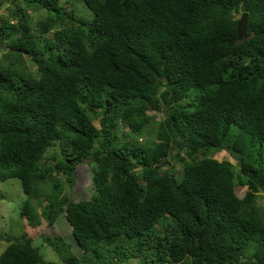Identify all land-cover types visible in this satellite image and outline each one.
Instances as JSON below:
<instances>
[{
    "label": "trees",
    "instance_id": "trees-1",
    "mask_svg": "<svg viewBox=\"0 0 264 264\" xmlns=\"http://www.w3.org/2000/svg\"><path fill=\"white\" fill-rule=\"evenodd\" d=\"M8 1L0 180L19 179L20 214L51 227L40 239L67 264H264L255 200L264 190V0H70L68 11L69 0ZM32 10L44 15L29 23ZM243 12L247 37L238 41ZM56 143L58 154L46 155ZM221 150L235 164L208 154ZM169 160L176 175L158 171ZM85 161L91 194L72 198ZM234 183L246 186L240 198ZM58 214L78 257L55 235ZM0 264L56 263L21 234Z\"/></svg>",
    "mask_w": 264,
    "mask_h": 264
},
{
    "label": "rangeland",
    "instance_id": "rangeland-1",
    "mask_svg": "<svg viewBox=\"0 0 264 264\" xmlns=\"http://www.w3.org/2000/svg\"><path fill=\"white\" fill-rule=\"evenodd\" d=\"M70 0L65 5L66 11L69 10ZM10 2L7 0L5 1L1 8H0V16L3 18H9L11 23L15 22V17L13 15V11L9 7ZM74 8L78 10L77 12L83 17L90 15V11L84 7V4L81 2H76L74 4ZM30 20L29 23L36 22L42 15H44L43 11L41 10H32L29 11ZM3 50L0 51V54ZM27 65L28 70L35 71V64L30 62L29 60L25 62ZM163 109L160 107L158 109H154L153 107L150 109L149 114L154 116L155 122L163 118ZM94 125H98V121H93ZM127 130L125 126H119L116 128V132L119 134L120 132ZM154 131L150 129L149 137L152 138ZM152 134V135H151ZM147 135H143L138 138L140 142H143L144 138H147ZM172 149L170 151V155L174 153V146H170ZM59 150V143H56L54 146L50 147L46 151V155L50 154H58ZM210 156L218 159H227L231 163L235 164V160L229 155L226 151H219V152H209ZM91 165L90 162H82L78 164V168L76 170V178L74 179L73 184L67 188L70 197L75 198H85L91 194L90 188V177H91ZM172 168L174 174L178 170V164H174L172 160L167 161L163 166L159 167L158 171H162L166 168ZM161 173V172H158ZM142 184L143 182L140 181ZM233 191L237 197H242L244 192L246 191V186L239 183H234ZM26 200V196L23 193L20 181L16 177H8L3 180H0V251L8 244L10 241L17 240L20 235H23V239L25 241L30 242L34 246H36L45 261H53L56 264H67L63 262L55 251L46 245L40 237L42 234L48 231L51 227L48 226L42 218H40L37 225L31 224L28 222L27 217L25 215L20 214V210L22 204ZM257 206H264V190L258 192V196L255 198ZM52 227L55 228V235L58 236L60 239L67 242L71 248V251L75 254V256L81 255V249L76 245V242L71 234V226L67 224L64 219L63 214H58L55 221L52 224ZM49 233V232H48ZM118 239H115L110 244L103 245L104 250H108L113 247L114 244L118 242ZM118 244V243H117ZM109 253V252H108ZM92 256V255H91ZM142 262L141 258L137 259H129L125 262L118 263V264H139Z\"/></svg>",
    "mask_w": 264,
    "mask_h": 264
},
{
    "label": "water",
    "instance_id": "water-1",
    "mask_svg": "<svg viewBox=\"0 0 264 264\" xmlns=\"http://www.w3.org/2000/svg\"><path fill=\"white\" fill-rule=\"evenodd\" d=\"M235 29H236V39L238 41L245 39L247 37V34H246V14L244 12L241 13L239 18L237 19Z\"/></svg>",
    "mask_w": 264,
    "mask_h": 264
},
{
    "label": "clouds",
    "instance_id": "clouds-1",
    "mask_svg": "<svg viewBox=\"0 0 264 264\" xmlns=\"http://www.w3.org/2000/svg\"><path fill=\"white\" fill-rule=\"evenodd\" d=\"M239 18V17H238ZM20 212V211H19ZM65 219V218H64ZM66 221V220H65ZM46 244V243H45ZM47 245V244H46ZM1 252V251H0ZM129 259H131V258H128V259H126V260H124V261H122V262H125V261H127V260H129ZM132 259H137V258H132ZM122 262H118V263H122ZM117 263V264H118ZM139 264H143L142 262H140Z\"/></svg>",
    "mask_w": 264,
    "mask_h": 264
}]
</instances>
